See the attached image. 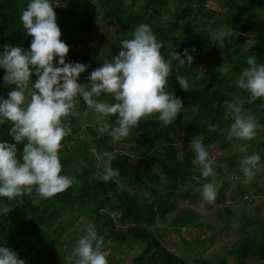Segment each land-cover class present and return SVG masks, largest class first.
<instances>
[{
    "label": "trees",
    "instance_id": "16d2710c",
    "mask_svg": "<svg viewBox=\"0 0 264 264\" xmlns=\"http://www.w3.org/2000/svg\"><path fill=\"white\" fill-rule=\"evenodd\" d=\"M209 1L50 0L61 29V40L69 46L66 62L90 60L93 57V49L87 45L90 37L94 32L108 29L111 34L102 33L100 38L109 43L105 59L111 60L121 50L119 42L132 38L140 24H147L163 42L161 53L166 61L171 60L172 50L182 54L184 49H189L193 63L189 68L186 62L180 74L196 81V90H181L176 80L178 62L173 61L168 90L182 100L181 113L168 126H163L155 115L142 119L133 133L123 140H114L109 134L110 128L115 127L116 116L106 117L110 127L102 136L98 124H81L79 116L69 117L71 132L62 141L60 150L61 174L74 176L77 183L47 200L39 197L35 190L31 197L22 199L8 201L0 197V206L7 204L10 209L7 215L0 209V246L15 251L25 264H68L67 256L75 246L69 242L66 250H62V237L69 226L87 219L103 238L102 251L116 248L119 253L114 259H111L112 252L105 254L108 264H126L129 256V264H189L186 256L178 254L171 244L167 245L170 235L180 234L184 227H207L198 210L180 207L181 202L201 204L196 189L205 182L193 179V175L199 176V166L192 163L195 156L192 149L186 159L178 156L176 147L182 134L190 139L200 134L205 148L217 144L228 149L235 139L228 141L226 133L221 132L232 122L224 117L223 102L240 95L245 101L242 106L245 114L256 115L262 126L256 137L247 142V149L251 154L260 155L261 171L264 167L262 101L248 104L247 94L234 83L241 70L247 67V56L256 55L257 62L264 63V27L256 21L264 14V0H215V6H210ZM29 2L0 0V53L6 44L29 49L32 37L26 35L20 20L21 10ZM218 29L228 33L222 49L209 40L210 31ZM247 34H254L258 43L243 53L240 49L249 38ZM193 48L195 52L191 51ZM54 63L59 66L58 57ZM225 66L228 73L220 75L218 68ZM4 73L5 70L0 68V98H7L13 87L4 84ZM89 74L86 70L80 75L85 76L84 83H88ZM35 79L33 74L32 80ZM97 99L114 102L107 95ZM85 110L87 107L81 99L77 112ZM209 125H217V130L209 132ZM10 127L9 123L0 125V142H12L8 135ZM22 147V144L18 145L21 150ZM143 149L151 150L147 159L137 156ZM105 152L113 157L111 166L118 172L107 183L96 178L108 162ZM244 155L247 153H242L236 164V156H228L227 170L222 165L214 168L220 188L215 203L206 204L203 209L210 211L222 205L216 209L222 223L220 229L239 231L241 236L228 251L233 264H250L252 261L264 264V211L263 198H260V195L264 196V186L255 181L248 186L241 184L243 174L239 160ZM100 157L106 160L105 164H100ZM152 164L161 172L150 171ZM194 168L197 169L195 173ZM162 174L168 181L165 188L162 187ZM231 174L232 182L237 185L230 198L234 205L240 204L243 209L226 205V187L231 183L228 179ZM251 203L255 204V213L250 215L246 207ZM166 222L172 230L156 226ZM24 236L34 238L35 244L28 247ZM215 237L212 233L209 240H215ZM194 240L201 242L200 236Z\"/></svg>",
    "mask_w": 264,
    "mask_h": 264
},
{
    "label": "clouds",
    "instance_id": "9594fccd",
    "mask_svg": "<svg viewBox=\"0 0 264 264\" xmlns=\"http://www.w3.org/2000/svg\"><path fill=\"white\" fill-rule=\"evenodd\" d=\"M20 20L26 35L32 37L29 49L6 44L0 53V68L5 70L4 84L13 86L7 98H0V125H11L8 135L12 142H0V197L8 201L31 197L33 190L47 200L77 183L74 176L61 174L60 150L62 141L71 132L69 117L79 115L77 106L81 99L101 125L98 128L101 136L110 127L105 118L116 116L115 127L110 128L109 134L114 140H123L142 119L155 115L163 126H168L181 113L182 100L168 90L173 61L178 62L176 80L181 90H196V81L180 74L186 62L189 68L193 63L189 49H184L182 54L172 50L171 60L166 61L161 53L163 42L147 24L137 26L132 38L122 39L118 54L111 60L104 59L102 66L92 70L86 78L88 83H79L80 75L89 66L66 62L69 46L61 40V29L50 0H30L21 10ZM226 35L223 29L212 30L209 40L222 49ZM247 35L249 38L240 49L243 53L258 43L254 34ZM57 57L59 66L54 63ZM246 63L247 67L234 83L247 94L248 104L261 100L260 106L264 108V63H258L256 55L247 56ZM218 71L225 75L229 69L219 67ZM102 95L111 96L114 102L97 99ZM244 103L240 95L223 102L224 117L232 122L221 132L226 133L228 141L245 142L239 145L240 153L246 151L247 142L253 140L262 127L256 115L245 114ZM217 127L209 125L208 131L215 132ZM21 144L22 150L18 148ZM190 148L195 153L192 163L199 166V176L193 175V179L205 181L196 189L201 197L200 207L204 208L206 204L215 203L220 183L200 134L192 138ZM104 156L108 162L96 178L107 183L118 172L111 166V154L105 152ZM260 159L259 154H251L239 160L243 183H251L261 171ZM196 171L194 168L193 172ZM0 209L5 215L10 211L7 204ZM103 243L95 227L86 224L83 235L67 256L68 264H108L102 251ZM0 264H25V260L9 247L0 246Z\"/></svg>",
    "mask_w": 264,
    "mask_h": 264
},
{
    "label": "rangeland",
    "instance_id": "374dc122",
    "mask_svg": "<svg viewBox=\"0 0 264 264\" xmlns=\"http://www.w3.org/2000/svg\"><path fill=\"white\" fill-rule=\"evenodd\" d=\"M215 0H210L209 5L215 6L214 3ZM60 5V3L58 4ZM258 21V24L262 27H264V14H261L259 18L256 19ZM104 33L106 36H109L111 34V29L103 30L99 32H94L92 36L90 37V40L88 41L87 45L90 46L93 49V57L90 60L82 62L83 64L88 65L87 73H90L92 70H94L97 67L102 66L103 60L107 57V54L109 52V43H105L101 40V35ZM85 76H82L78 79L79 83H84ZM87 112V115L84 113ZM79 123L83 124H98L101 126L94 118V113L92 110L87 109L84 112H79L78 115ZM106 121V118H105ZM192 139H190L185 134L180 137V141L177 145V151L178 156L180 158L186 159L188 157V153L191 150L190 148V142ZM245 143V142H244ZM241 141L234 140L233 144L228 149H222L217 144H214L210 147L205 148L209 152V158L213 161V168L217 167L218 165H222L228 169V161L226 158L231 155L236 156V160L234 163L236 164L238 162V158L242 153L239 152L238 148L239 145L244 144ZM95 151V150H94ZM244 153H247V155L251 154L252 152L246 151ZM151 154L150 149H143L141 150L140 155H137L140 158L147 159L148 156ZM253 154H255L253 152ZM133 157L136 158L134 154H132ZM195 158V156H194ZM100 164H105L106 160L104 158L99 159ZM150 171H156L161 172L157 165L152 164L149 166ZM233 177L231 174L228 176V179L230 180ZM239 179V178H238ZM235 180V179H234ZM241 184L244 186H248L249 183H243L244 176H241L240 178ZM231 179L229 183V186L226 187L227 197L228 200L226 202V205L231 206L233 208H242V205L240 204H233L230 195L232 194L233 188L236 187L237 182H232ZM257 182L258 185L264 186V167L261 172L257 173L251 182ZM168 183L167 178L162 174V187L165 188V185ZM260 198H263L261 201L262 207L264 211V196L260 195ZM180 207H192L198 210V212L203 214V218L205 220V223L207 227L204 228H188L184 227L180 234H172L170 235V238L167 241V245L170 246L178 253L183 256H186L188 258L189 264H233L232 258L229 257L228 251H230L234 244L237 242L239 237L241 236L238 230H235L234 228L225 230L220 229L222 226V223L220 222V217L216 211L217 208L222 207V205H219L218 207H215L214 209L210 211H206L203 208L200 207V204H193L190 202H181ZM255 204L251 203L247 205L246 210L248 214H254L255 213ZM86 224H91L89 220L82 219L81 222H78L76 226H69V228L66 230L64 236L62 237V250H66L67 243H71V245L76 244V241L80 238L81 235H83V229ZM157 227H166L168 230H172V227L169 226V223H158L156 225ZM220 229V230H219ZM212 233L216 234L215 240L210 241L209 237L212 235ZM200 236L201 242H197V240H194L196 237ZM27 239L28 247L35 244V239L29 236H24ZM184 240V241H183ZM187 240V241H185ZM192 240H194V243ZM189 241V242H188ZM202 243L203 246L199 247V244ZM69 247V246H68ZM112 252V258L114 259L119 253L115 249L110 250L108 249L105 251V254H108ZM228 256V257H227ZM198 259H200L198 262ZM197 261V263H196ZM124 262V261H123ZM131 262V256L127 258V263L129 264ZM250 264H259L257 261H252Z\"/></svg>",
    "mask_w": 264,
    "mask_h": 264
}]
</instances>
